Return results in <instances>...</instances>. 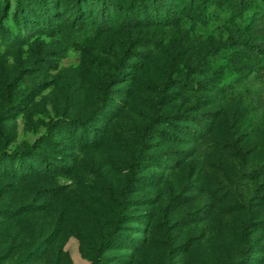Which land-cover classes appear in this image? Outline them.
Returning <instances> with one entry per match:
<instances>
[{"label": "rangeland", "instance_id": "rangeland-1", "mask_svg": "<svg viewBox=\"0 0 264 264\" xmlns=\"http://www.w3.org/2000/svg\"><path fill=\"white\" fill-rule=\"evenodd\" d=\"M56 262L264 264V0H0V264Z\"/></svg>", "mask_w": 264, "mask_h": 264}, {"label": "trees", "instance_id": "trees-1", "mask_svg": "<svg viewBox=\"0 0 264 264\" xmlns=\"http://www.w3.org/2000/svg\"><path fill=\"white\" fill-rule=\"evenodd\" d=\"M146 145H147L146 141H144V139L141 138V139H140V147H139V151H138V154H139V155L144 154V149H145ZM23 152H25V151H23ZM19 153L21 154L22 152L19 151ZM19 153H14L15 160H18V161L20 162L21 165H24V163H23V161H22V158H21L20 156H18V155H20ZM3 154H4L5 156H8L10 153H3ZM9 158H10V157H9ZM131 174H132V173H131ZM131 174H130V176H129V178H128V181H129V182L135 179V176H134V175L132 176ZM123 191H124V190H123ZM123 191H122V194L124 193ZM123 195H124V194H123ZM23 218H25V217H23ZM56 264H58V262H56Z\"/></svg>", "mask_w": 264, "mask_h": 264}]
</instances>
